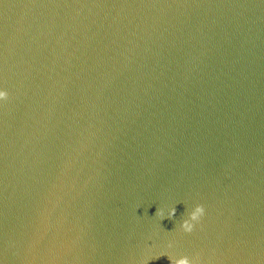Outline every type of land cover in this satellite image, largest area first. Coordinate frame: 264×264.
I'll use <instances>...</instances> for the list:
<instances>
[{
    "label": "water",
    "instance_id": "obj_1",
    "mask_svg": "<svg viewBox=\"0 0 264 264\" xmlns=\"http://www.w3.org/2000/svg\"><path fill=\"white\" fill-rule=\"evenodd\" d=\"M0 86V264H264V0H0Z\"/></svg>",
    "mask_w": 264,
    "mask_h": 264
},
{
    "label": "clouds",
    "instance_id": "obj_2",
    "mask_svg": "<svg viewBox=\"0 0 264 264\" xmlns=\"http://www.w3.org/2000/svg\"><path fill=\"white\" fill-rule=\"evenodd\" d=\"M9 97V92L6 88L0 86V102L7 100ZM205 207L202 204H196L191 210L187 212L185 218L180 222V228L187 233H190L196 227V224L199 223L201 218L205 215ZM176 214V207L173 206L169 208L166 212L162 208H158L155 216L160 217L163 220L165 217L172 218ZM167 256L171 264H195V261L190 259L188 256H180L178 258L172 257L167 254H161L160 256ZM158 256V257H160ZM156 257V258H158ZM155 258V259H156ZM152 260V259H149Z\"/></svg>",
    "mask_w": 264,
    "mask_h": 264
}]
</instances>
